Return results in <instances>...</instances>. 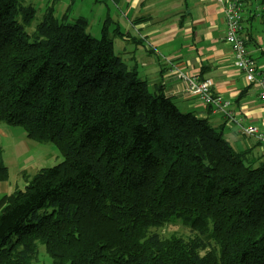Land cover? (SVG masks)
<instances>
[{"label":"trees","instance_id":"16d2710c","mask_svg":"<svg viewBox=\"0 0 264 264\" xmlns=\"http://www.w3.org/2000/svg\"><path fill=\"white\" fill-rule=\"evenodd\" d=\"M43 11L0 0V125L64 160L0 199V264H37L41 247L52 264H264L262 144L238 149L226 123L150 87L107 21L98 39L85 17ZM170 224L189 234L164 237Z\"/></svg>","mask_w":264,"mask_h":264},{"label":"crops","instance_id":"0c3cea01","mask_svg":"<svg viewBox=\"0 0 264 264\" xmlns=\"http://www.w3.org/2000/svg\"><path fill=\"white\" fill-rule=\"evenodd\" d=\"M29 1L31 5L39 3L43 11L52 4L56 9L59 0ZM69 2L74 5L77 0L63 3ZM86 2L92 5L90 17L97 14L98 25L107 21L109 30L112 24L126 26L123 33L128 37V68H135L150 87L163 85L166 95L182 111L195 112L215 126L226 123V136L238 149L251 148L255 156L262 154L256 138L241 134V128L249 126L264 134V102L258 87L250 84L236 66L233 48L225 40V3L221 0H80L82 8ZM90 17L86 18L89 23ZM243 17L241 36L264 75V0H247ZM190 79L212 81L213 93L230 102L233 118L228 119L191 97L187 93Z\"/></svg>","mask_w":264,"mask_h":264},{"label":"rangeland","instance_id":"374dc122","mask_svg":"<svg viewBox=\"0 0 264 264\" xmlns=\"http://www.w3.org/2000/svg\"><path fill=\"white\" fill-rule=\"evenodd\" d=\"M27 4H30L29 0H25ZM64 0H59L57 8L55 9L56 17L62 18L66 13L69 14L70 19L74 17H90V6L88 2L83 5L80 4V0L74 5L71 2L65 4ZM38 11V19H41L44 11H41L39 3L33 5ZM73 7L72 10H68V7ZM82 8V11L79 10ZM97 14L90 17L88 31L93 37L100 39L102 37V28L104 25H98L96 20ZM88 21V20H87ZM89 22V21H88ZM123 23V22H122ZM37 21L34 22L30 31L33 30ZM105 24V23H104ZM118 27L116 24L111 25L110 31L125 32L126 26L121 24ZM120 28V29H119ZM124 34V33H123ZM115 54L121 57L124 63L128 66V37L126 35L117 34L114 43ZM0 145L3 149V162L8 167V177L5 180H0V199L4 195L11 194L16 190L24 189L26 186V178H31L36 173L43 169L53 167L64 160L62 152L59 150L56 144L52 141H36L30 139L27 133L20 126H10L7 124L0 125ZM159 232L164 237L171 235L187 236L189 229L182 224L168 225ZM40 261L52 263L51 258L46 253L45 247L40 249Z\"/></svg>","mask_w":264,"mask_h":264},{"label":"built area","instance_id":"2783aa9c","mask_svg":"<svg viewBox=\"0 0 264 264\" xmlns=\"http://www.w3.org/2000/svg\"><path fill=\"white\" fill-rule=\"evenodd\" d=\"M226 4V42L232 46L236 66L245 74L246 80L258 87L260 98L264 102V75L255 60L249 54L246 44L241 36L243 12L246 0H221ZM187 93L198 103L212 107L228 118L232 117L229 110L230 102L221 95L213 93V83L210 80H189ZM244 134L256 138L264 148V134L254 126L244 127Z\"/></svg>","mask_w":264,"mask_h":264}]
</instances>
